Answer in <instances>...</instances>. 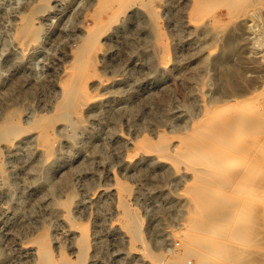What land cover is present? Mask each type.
Returning <instances> with one entry per match:
<instances>
[{
    "label": "rangeland",
    "instance_id": "1",
    "mask_svg": "<svg viewBox=\"0 0 264 264\" xmlns=\"http://www.w3.org/2000/svg\"><path fill=\"white\" fill-rule=\"evenodd\" d=\"M184 1L155 0L156 19L146 7L133 4L118 11L112 23L109 14L115 8L97 14L95 0L52 1L48 15L36 20L38 42L22 46L14 37L16 25L37 0H0V122L13 108L21 112L25 127L37 115L51 114L61 73L71 64L70 49L79 44L81 32L93 25L96 14L110 24L100 34L95 75L87 81L93 98L80 110L82 126L72 136L63 125L48 132L56 148L50 159L40 155L31 131L10 145L0 143V264L32 263L28 242L45 228L54 254L62 250L74 256L70 244L75 235L66 231L63 213L53 204L70 188L76 193L72 217L87 227L88 264H165L142 256L140 243L132 249L118 229L112 188L119 181L131 190L126 200L141 219L152 252L166 258L183 253L181 192L189 170L142 152L137 141H154L159 132L183 133L210 106L222 114L238 109L245 118L259 116L253 131L264 134V0L235 14L208 0L196 19ZM229 36L235 40L234 52L220 64L238 68L239 94L215 101L222 87L219 63L212 60ZM183 261L195 264L190 256Z\"/></svg>",
    "mask_w": 264,
    "mask_h": 264
},
{
    "label": "bare ground",
    "instance_id": "2",
    "mask_svg": "<svg viewBox=\"0 0 264 264\" xmlns=\"http://www.w3.org/2000/svg\"><path fill=\"white\" fill-rule=\"evenodd\" d=\"M52 1L56 2L37 0L36 4L21 15L14 35L19 44L28 46L38 42L40 26L36 20L45 17ZM154 1L95 0V4L98 6L97 14L101 10L115 8L114 11L111 10L113 14L108 15L112 23L117 19L118 11L122 12L133 4L146 7L147 13L156 19L157 12L151 6ZM207 1L185 0L183 5L189 8L190 18L196 19L202 14L204 2ZM215 1L219 2L218 4L222 3L234 14L255 2V0ZM97 14L92 16L95 20L93 25L85 27L81 32L79 44L70 49L71 64H68L69 66L61 73L63 75L59 89L57 88L58 96L51 114L35 115L33 122L25 127L27 125L23 126L19 121L20 111L16 108L10 109L0 122V143L10 145L15 137L31 131L35 134L40 155L50 159L56 148L53 139L55 136L48 132L55 130L58 125H63L70 129L69 134L72 136L82 126L80 110L93 98L88 93L87 81L95 75L100 34L109 24L99 19ZM234 42V38L229 36L223 49L212 60L215 64L219 63L217 79L220 80L219 85L222 87L220 88L222 90L218 89L214 93L217 96L215 101L232 99L239 94L238 84L234 80L242 77L238 73V68L234 65L220 64L221 59H226L234 52ZM166 56L164 54V57ZM219 110V107H204L201 116L191 122L189 129L183 133L168 136L159 132L154 141L146 138L137 141L139 142L137 146L142 152L144 149L155 153L156 157L166 160L170 166L178 169L182 164L184 165L182 168L189 170L190 180L185 183L183 189L181 188L186 208L184 228L178 235L183 248V253H179L181 255L175 254L173 258H170L171 255L166 258L167 255L165 257L161 253L152 252L145 243L141 219L126 200L131 190L120 181L112 188L116 194L118 229L127 236V243L132 249L135 244L140 243L142 256L147 257L152 263L185 264L184 257L190 256L195 259V264H264V134L255 136L253 131L260 118L259 116L245 118L244 112L238 109L226 114L220 113ZM173 138L176 140L173 141ZM1 169L3 171L0 165ZM68 190L62 199L53 204L63 213L66 231L75 235L70 244L74 256L69 257L62 250L54 254V242L51 243L49 230L45 228L28 242V248L32 251L30 255L33 256L30 264H88L90 246L87 227L73 219L72 210L76 193L71 188Z\"/></svg>",
    "mask_w": 264,
    "mask_h": 264
}]
</instances>
